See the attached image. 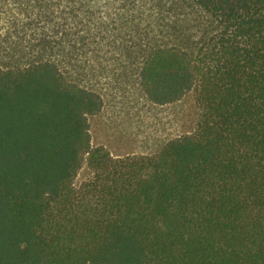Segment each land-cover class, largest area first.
Here are the masks:
<instances>
[{"label": "trees", "instance_id": "trees-1", "mask_svg": "<svg viewBox=\"0 0 264 264\" xmlns=\"http://www.w3.org/2000/svg\"><path fill=\"white\" fill-rule=\"evenodd\" d=\"M110 1L141 91L193 90L194 129L151 154L91 146L102 98L55 57L100 49L92 1L0 0L18 39L0 65V264H264V0Z\"/></svg>", "mask_w": 264, "mask_h": 264}, {"label": "rangeland", "instance_id": "rangeland-1", "mask_svg": "<svg viewBox=\"0 0 264 264\" xmlns=\"http://www.w3.org/2000/svg\"><path fill=\"white\" fill-rule=\"evenodd\" d=\"M97 22L104 24L106 31L100 49L93 51L89 43L85 52L71 57L57 54L58 66L71 81L98 92L102 107L88 116L91 146H103L113 156L151 154L168 139L194 129L199 108L193 90L180 100L165 105L147 100L138 84L139 63L134 50L116 48L119 38L110 34L111 18L117 12L110 0H91ZM0 8V65L13 64L17 30ZM96 19V17H95ZM109 23V24H108ZM120 34L124 42L131 44V27ZM113 39V40H112ZM19 53V52H18ZM17 62V61H16ZM91 172L83 163L75 184L88 179Z\"/></svg>", "mask_w": 264, "mask_h": 264}]
</instances>
